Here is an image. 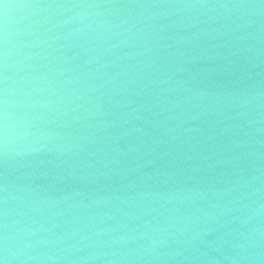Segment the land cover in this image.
Returning a JSON list of instances; mask_svg holds the SVG:
<instances>
[{
    "label": "water",
    "instance_id": "water-1",
    "mask_svg": "<svg viewBox=\"0 0 264 264\" xmlns=\"http://www.w3.org/2000/svg\"><path fill=\"white\" fill-rule=\"evenodd\" d=\"M120 3L153 6H111ZM260 3L0 0V138L5 75L11 125L7 162L0 144V257L7 223L9 264H264V9L219 7ZM179 80L215 97L172 108L191 95L163 91ZM151 137L168 141L158 151L176 148L121 178L152 158L141 146ZM185 186L193 191H177ZM190 211L199 219H182ZM201 228L218 251L190 241Z\"/></svg>",
    "mask_w": 264,
    "mask_h": 264
},
{
    "label": "clouds",
    "instance_id": "clouds-1",
    "mask_svg": "<svg viewBox=\"0 0 264 264\" xmlns=\"http://www.w3.org/2000/svg\"><path fill=\"white\" fill-rule=\"evenodd\" d=\"M262 3H264V0H261L260 5H243V4L226 5L225 4V5H219V7H224V8H228V7H232V8L260 7V8H262ZM8 7H9L8 5H5V9H7ZM66 7H77V5L66 6ZM89 7H91V6H89ZM182 7H196V5H183ZM211 7H217V5H212ZM262 9H264V8H262ZM250 23H252V21H250V20L245 19L243 21V25H247ZM241 26L242 25H237V28H239ZM249 35H251V33H249ZM233 43H235V41H233ZM215 46L216 45H214V47ZM6 56H7V53L5 52V57ZM187 59L189 60V62L194 63L199 58L190 57ZM4 67H5V72H6L7 71V63H5ZM169 79L171 80L172 77H169ZM4 80H5L4 100H3L4 111H3V124H2L3 135H2V138H0V144H2L3 155L5 158V162H7V159H8L9 154H10L9 153V145L11 143V138L9 135L11 125L9 123L10 113L8 111L9 101H8V86H7L8 77H7V75L4 76ZM153 83H157V82L154 81ZM181 86H185V87L183 89H181ZM178 89H181L184 91H191V95L184 96L181 100H178L175 103L171 104L172 108L180 107L181 104H183L185 102H190L193 99V97H197V98H200V97H213L214 98L215 97V94L211 93L208 90L192 88V86L189 85L187 83V81H184V80L176 81L171 88H166L163 91L164 92H175ZM236 99L240 100L241 103H250L251 102V95H244L242 99H241V97L237 96ZM139 107H142V105ZM201 115H204V113H197L194 115L185 116V118L183 120L179 121V124L182 125L187 120H196ZM137 118H139V117H137ZM224 118L225 119H231L230 116H225ZM137 130H140L143 132V130L139 129L138 126H137ZM193 130H195V126L182 129V131H184V132L193 131ZM169 131H170L169 129H165L164 135H167L169 133ZM123 134L128 135V132L125 131ZM172 139L175 140L176 136H173ZM208 139H211V137H208ZM150 140H151V143L141 141V146L143 148H145L147 150V152L153 154L152 158L151 159H144V160H140L139 158H136V162L132 165V167L127 168L123 173H120L121 178L127 177V176L131 175L132 173L139 171L140 169L152 167L153 165L156 164L157 160L163 159L164 157H166L169 154L170 151H172L176 148V145H170L168 149L158 151V148L162 144H167L168 141L163 140L162 137L161 138L151 137ZM235 143L236 142L233 141L229 145H225V150H230L231 144H235ZM153 145H155V147H153ZM115 151H117L118 153L122 152V150H120L118 148L115 149ZM127 151L128 152H139L140 148L137 147L136 145L130 144V145H127ZM233 158H238V157H233ZM116 162L118 163V161H116ZM210 166L211 165H209V167ZM192 170L197 171L198 169L193 168ZM110 171L115 172L116 170L111 169ZM156 171L160 172L161 169L157 168ZM166 174L175 175V173H166ZM100 175L107 177L108 174L101 172ZM143 175L144 176H150L151 174L144 172ZM188 178L190 179L191 177H188ZM75 179H81L82 180V179H84V177H75ZM3 190L5 193H7V191H8L7 176H5V184H4ZM177 191L178 192H184V191L192 192L193 188L190 186H185L184 188L177 189ZM197 191H200V189H197ZM207 191H211V188L209 187L207 189ZM225 191H229V189H225ZM213 194L215 195L216 193H213ZM138 195L143 196V195H146V193L141 192V193H138ZM171 198H176L175 194H171ZM4 199H5V203H7V199H8L7 195H5ZM166 202L170 203L171 201L169 199ZM213 207H216V206L213 205ZM199 211H203V210L198 209L197 212H199ZM6 214H7V211L5 212V215ZM205 216L209 217V218H213L211 213L206 212ZM193 218L199 219L198 216L194 217V214L191 211L189 213H187L184 217H182V219H189V220H192ZM207 222H208L207 220H204V223H207ZM172 226L175 227V224H172ZM4 228H5V235H4L5 247H4V255L2 257H0V264H9L10 259H12L14 257V253H10V250L7 246V240H8V233H7L8 225H7V223H5ZM102 231H103V229H97V232H102ZM152 231H154V232L159 231V232H164L165 234H167V228H164V227L157 229L156 226H153ZM180 231L184 232V231H187V229L182 228V229H180ZM212 231H213V229H211V228H201L199 231L192 234V236L190 237V241H199L200 243H206L209 246L211 251H218L219 250V244L216 241L207 239V237L209 235H211ZM243 235L244 234H241V236H243ZM124 239H134V237H117L113 242L119 243L121 240H124ZM224 242L227 243V241H224ZM152 243L153 244H163V243H167V240L162 237L160 240H153ZM30 246H31L30 244L25 245V247H30ZM192 246L195 247V244H193ZM232 247L235 250H239L240 248L243 247V245L240 243H237V244H233ZM209 259L212 260L215 258L209 257ZM225 259H229V257L225 256Z\"/></svg>",
    "mask_w": 264,
    "mask_h": 264
},
{
    "label": "snow or ice",
    "instance_id": "snow-or-ice-1",
    "mask_svg": "<svg viewBox=\"0 0 264 264\" xmlns=\"http://www.w3.org/2000/svg\"><path fill=\"white\" fill-rule=\"evenodd\" d=\"M42 6H51V7H66L72 5H64V4H51V5H42ZM112 7H120V8H136V7H151L153 5H144V4H136V3H120L113 4ZM262 8H264V3H262Z\"/></svg>",
    "mask_w": 264,
    "mask_h": 264
}]
</instances>
